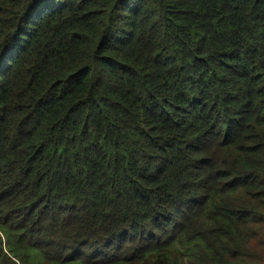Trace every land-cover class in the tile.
Returning <instances> with one entry per match:
<instances>
[{
	"label": "trees",
	"instance_id": "obj_1",
	"mask_svg": "<svg viewBox=\"0 0 264 264\" xmlns=\"http://www.w3.org/2000/svg\"><path fill=\"white\" fill-rule=\"evenodd\" d=\"M0 264H264V0H0Z\"/></svg>",
	"mask_w": 264,
	"mask_h": 264
}]
</instances>
